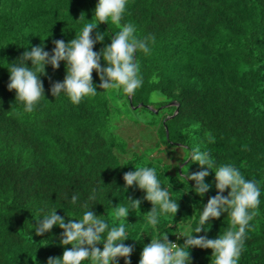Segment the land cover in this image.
Instances as JSON below:
<instances>
[{
  "label": "trees",
  "instance_id": "obj_1",
  "mask_svg": "<svg viewBox=\"0 0 264 264\" xmlns=\"http://www.w3.org/2000/svg\"><path fill=\"white\" fill-rule=\"evenodd\" d=\"M97 3L0 0V264H47L48 257H61L71 247L60 244L59 226L35 234L37 220L53 210L66 223L91 209L109 228L123 222L129 238L124 243L134 248L131 264H139L143 247L165 233L169 240L181 230L215 239L229 228L227 213L199 234L195 229L203 206L217 194L214 172L225 164L255 180L261 193L238 264H264V0H128L121 26L132 23L138 39L155 37L149 55L136 53L143 84L131 99L122 91L99 88L78 105L63 92L53 97L49 77L63 81L61 61L58 70L46 66V75L40 76L45 98L25 112L15 91L7 89V68L19 63L26 48L43 43L51 53L53 40L74 39L92 20ZM97 30L105 35L94 46L98 52L120 28L109 20L98 25L93 37ZM101 65L106 66L103 59ZM92 75L98 85V75ZM151 93L162 100L153 101ZM140 110L149 115L144 124L154 130L153 147L130 145ZM125 123L130 128L123 135ZM176 145L184 152L167 162L161 152ZM196 147L215 162L205 178L211 187L204 197L192 192L194 181L183 179L187 171L201 170L189 158ZM140 167L154 168L161 187L179 203L176 215L159 214L155 227L147 220L152 205L143 200L145 193L135 186L124 189V173ZM129 197L142 200L140 210L117 219L115 207H127ZM98 246L102 250L103 244ZM189 251L191 264H213L211 249Z\"/></svg>",
  "mask_w": 264,
  "mask_h": 264
},
{
  "label": "clouds",
  "instance_id": "obj_2",
  "mask_svg": "<svg viewBox=\"0 0 264 264\" xmlns=\"http://www.w3.org/2000/svg\"><path fill=\"white\" fill-rule=\"evenodd\" d=\"M128 0H98L95 5L94 16L74 39L65 42L63 39L53 40L54 48L51 53L44 50V45L33 46L17 58L18 64H11L7 68L9 72L8 91H15V101L24 105V111L31 113L42 98H45V90L41 75H46V66L50 65L53 71L60 68L61 61L65 62V76L63 81L52 82L50 92L53 97L62 92L68 96L74 105H78L86 97H94L98 94L97 88L122 91L126 96H133L143 84L140 74V64L136 53H151L149 43H155V37L149 36L138 39L135 36L136 28L132 23L121 26L120 21L125 13ZM85 16L82 12L80 15ZM79 18V19H80ZM109 20L116 24L120 30L111 38L110 44L105 45L100 51H94L97 43H103L104 33L93 31L98 25ZM47 39V38H46ZM45 40V39H44ZM7 47V46H6ZM101 59L106 66L101 65ZM31 61V67L27 62ZM99 77V84L93 82V72ZM155 80V77L153 78ZM156 96L153 94V99ZM209 142H214L211 134H208ZM193 163L199 165V171L183 176L186 181H194L192 189L196 195L204 197L211 185L205 183L215 165L208 151H200L199 147L193 148L189 156ZM215 187L217 194L209 197L207 204L203 206L199 217V226L195 234H199L211 220L219 219L223 213H227L229 228L215 239H209L207 235L196 236L190 230H181L178 237L184 238V243L177 244L169 240L167 233L143 247L140 253L139 264H191L190 249H211L213 264H238L241 252L244 248L246 232L250 229V221L258 215L260 204V188L255 180L246 179L241 171L231 164L219 166L215 172ZM124 189L136 187L145 195L143 200L151 203L152 208L147 212V220L155 227L159 214L178 212L179 203L170 198L169 192L161 187L156 171L150 167L136 168L134 171L124 173ZM225 190L228 194L225 196ZM95 197H89L90 200ZM78 195L71 196V202L75 204ZM129 205L115 207L117 219L127 218L130 212L140 210L141 199L127 198ZM88 208L87 203L84 205ZM54 226L62 229L60 244L71 245L65 248L61 257H48L47 264H83L84 261H92L93 264H118V259L123 258L124 264H131V255L134 251L132 245H126L128 238L125 224L119 226L109 225L96 215L87 210L82 219H65L53 210L43 219L37 220L35 234L43 236L50 232ZM107 233L105 236L104 234ZM103 244V248L98 246Z\"/></svg>",
  "mask_w": 264,
  "mask_h": 264
},
{
  "label": "rangeland",
  "instance_id": "obj_3",
  "mask_svg": "<svg viewBox=\"0 0 264 264\" xmlns=\"http://www.w3.org/2000/svg\"><path fill=\"white\" fill-rule=\"evenodd\" d=\"M153 94L154 93H151V96H150V98L153 101L162 100V98L156 94H155L156 98L153 99ZM129 114H130V112H127V111H124V113H123V115L125 117H127L128 120H130L128 117ZM148 116L149 115L146 112H143L141 110H140L139 114L136 116L138 118L139 122H141V123L137 124L138 128H136V125L135 126L132 125V128L135 129L134 133L132 134V137L135 139V141L133 143H131L130 145H135L134 147H136V146L137 147L138 146L139 147L147 146L149 148V146L153 147L152 145H154L156 143V136L153 132L154 130L152 128H150L149 126H147L146 124H144L145 120ZM128 128H130V126L125 123V124L121 125L120 132L124 135ZM163 147L164 146H162V148ZM182 152H184L182 150V147L176 145V146H172L170 148L165 149L164 151L161 152V154H164V157H165L164 160H166L167 162L169 161L170 163L171 162L174 163V160H176L178 157H180V155H182ZM185 161L186 160H184V162ZM179 166H181V164Z\"/></svg>",
  "mask_w": 264,
  "mask_h": 264
},
{
  "label": "built area",
  "instance_id": "obj_4",
  "mask_svg": "<svg viewBox=\"0 0 264 264\" xmlns=\"http://www.w3.org/2000/svg\"><path fill=\"white\" fill-rule=\"evenodd\" d=\"M170 241L179 244V237L176 235L174 238L170 239Z\"/></svg>",
  "mask_w": 264,
  "mask_h": 264
},
{
  "label": "water",
  "instance_id": "obj_5",
  "mask_svg": "<svg viewBox=\"0 0 264 264\" xmlns=\"http://www.w3.org/2000/svg\"><path fill=\"white\" fill-rule=\"evenodd\" d=\"M129 97V96H128ZM130 99H131V97H129ZM131 101V100H130ZM170 104H174V102L172 101V102H170ZM139 105H141V104H139ZM139 105H137V106H139ZM145 106H147L148 108H151L149 105H145ZM177 112V110H175V112L173 113V114H175Z\"/></svg>",
  "mask_w": 264,
  "mask_h": 264
}]
</instances>
